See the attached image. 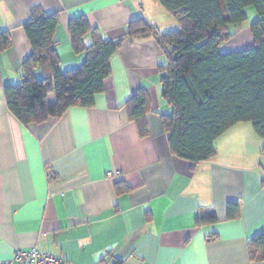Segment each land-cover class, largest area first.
I'll use <instances>...</instances> for the list:
<instances>
[{"label":"crops","instance_id":"crops-1","mask_svg":"<svg viewBox=\"0 0 264 264\" xmlns=\"http://www.w3.org/2000/svg\"><path fill=\"white\" fill-rule=\"evenodd\" d=\"M34 6L58 13L62 70L85 56L71 47L72 17L84 15L103 37L122 39L92 106L22 123L7 108L4 85L20 79L31 52L24 23ZM245 13L221 51L253 45L250 24L258 15L252 6ZM138 15L158 31L174 26L159 0H0V31L10 35L0 50V264L31 245L71 264H264L247 247L264 230L262 138L242 121L216 138L212 157L192 165L174 155L160 122L172 110L161 94L166 58L153 34L128 33ZM34 73L41 75L39 66ZM138 89L149 102L145 136L126 106ZM117 182L129 188L118 191ZM230 201L239 204L234 217L227 216ZM211 213L217 220L198 221Z\"/></svg>","mask_w":264,"mask_h":264},{"label":"trees","instance_id":"trees-1","mask_svg":"<svg viewBox=\"0 0 264 264\" xmlns=\"http://www.w3.org/2000/svg\"><path fill=\"white\" fill-rule=\"evenodd\" d=\"M175 16L178 27L158 31L138 15L128 23L132 36L153 34L166 61L159 65L161 94L172 106L161 113L162 128L168 133L170 151L196 164L217 152L216 138L232 125L249 121L262 138L264 154V0H159ZM252 6L258 17L250 24L251 47L223 52L227 41L246 19ZM57 12L39 6L30 10L24 23L31 52L22 63V74L15 83L4 85L6 105L22 123H42L61 116L72 106H92L104 90L110 75V56L122 38L103 37L84 15L68 22L71 47L83 52L79 66L62 70L55 31ZM89 35L90 41L84 42ZM10 46L8 30L0 31V50ZM39 66L41 75L34 73ZM50 94L54 100H48ZM145 89H138L126 102L128 116L141 136L149 134L145 118L148 108ZM52 173V171L49 169ZM116 189H128L116 183ZM239 213L237 201L227 205V216ZM217 220L214 213L198 221ZM251 259L264 257V230L247 242Z\"/></svg>","mask_w":264,"mask_h":264},{"label":"built area","instance_id":"built-area-1","mask_svg":"<svg viewBox=\"0 0 264 264\" xmlns=\"http://www.w3.org/2000/svg\"><path fill=\"white\" fill-rule=\"evenodd\" d=\"M112 174L113 172H108V175ZM14 262H24L25 264H71L67 260L57 258L51 253L41 250L36 245L16 248L11 258L2 264H13Z\"/></svg>","mask_w":264,"mask_h":264},{"label":"rangeland","instance_id":"rangeland-1","mask_svg":"<svg viewBox=\"0 0 264 264\" xmlns=\"http://www.w3.org/2000/svg\"><path fill=\"white\" fill-rule=\"evenodd\" d=\"M172 18V21L174 22L172 25H174V26H170V25H168L170 28H168L167 30H171V29H175V28H177L178 27V21H177V19L176 18H174V17H171ZM172 21H171V23H172ZM166 31V30H165Z\"/></svg>","mask_w":264,"mask_h":264}]
</instances>
